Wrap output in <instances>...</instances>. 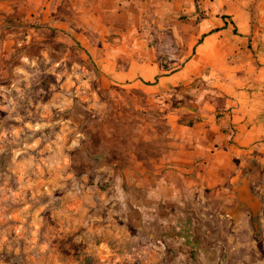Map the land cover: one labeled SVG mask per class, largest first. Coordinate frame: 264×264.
Listing matches in <instances>:
<instances>
[{"label":"crops","instance_id":"obj_1","mask_svg":"<svg viewBox=\"0 0 264 264\" xmlns=\"http://www.w3.org/2000/svg\"><path fill=\"white\" fill-rule=\"evenodd\" d=\"M0 16L7 42L39 54L16 70L55 73L37 62L56 50L92 61L89 78L48 84L42 131L63 127L74 104L101 107L99 116L101 88L153 104L174 97L168 119L180 140L169 132L152 170L167 173L140 171V264H227L230 251L234 264H264L261 226L243 201L264 196V0H0Z\"/></svg>","mask_w":264,"mask_h":264},{"label":"rangeland","instance_id":"obj_2","mask_svg":"<svg viewBox=\"0 0 264 264\" xmlns=\"http://www.w3.org/2000/svg\"><path fill=\"white\" fill-rule=\"evenodd\" d=\"M7 25L0 23V264H140V171L143 179L167 173L152 170L174 141L169 132L180 140L179 124L168 119L174 97L166 93L153 104L141 92L110 95L101 88L99 116L101 107L74 104L63 127L42 131L38 103L49 97L48 84L89 78L92 61L79 48L56 50L48 62H37L40 69L55 63V73L16 70L39 54L27 56L30 48L7 42ZM79 94L88 96V89ZM196 167L177 177H194ZM259 199L257 239H264V196ZM205 205L216 209L215 197ZM233 257L230 251L227 264Z\"/></svg>","mask_w":264,"mask_h":264},{"label":"water","instance_id":"obj_3","mask_svg":"<svg viewBox=\"0 0 264 264\" xmlns=\"http://www.w3.org/2000/svg\"><path fill=\"white\" fill-rule=\"evenodd\" d=\"M243 201L246 202L249 207L256 213L257 209L260 208V202L258 199L254 200L250 195H244Z\"/></svg>","mask_w":264,"mask_h":264}]
</instances>
